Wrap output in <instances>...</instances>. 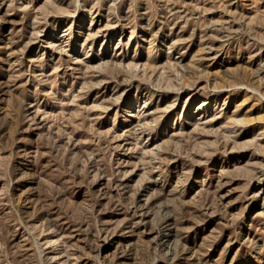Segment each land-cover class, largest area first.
<instances>
[{
	"label": "rangeland",
	"instance_id": "obj_1",
	"mask_svg": "<svg viewBox=\"0 0 264 264\" xmlns=\"http://www.w3.org/2000/svg\"><path fill=\"white\" fill-rule=\"evenodd\" d=\"M0 264H264V0H0Z\"/></svg>",
	"mask_w": 264,
	"mask_h": 264
}]
</instances>
